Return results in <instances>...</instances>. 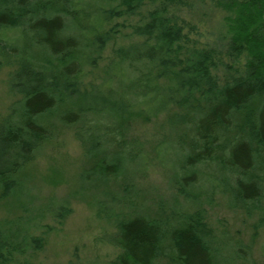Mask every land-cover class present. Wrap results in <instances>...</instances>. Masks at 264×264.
Wrapping results in <instances>:
<instances>
[{
	"label": "trees",
	"instance_id": "obj_1",
	"mask_svg": "<svg viewBox=\"0 0 264 264\" xmlns=\"http://www.w3.org/2000/svg\"><path fill=\"white\" fill-rule=\"evenodd\" d=\"M184 3L0 0V58L19 61L11 88L22 96L0 123L4 194L16 198L20 171L54 138L56 123L74 125L85 156L94 160L79 174L81 189L142 173L144 143L128 138L127 125L179 105L188 111L178 123L194 134L179 145L161 144L170 154L160 159L172 171L179 166L175 175L181 192L190 197L205 185L226 183L249 212L263 211L264 224V173L258 172L264 160V0H220L227 33L221 44L206 46L185 31L186 22L177 14ZM120 21L128 22L123 36L135 39L115 45ZM110 45L101 82L88 81ZM223 57L244 58V70L221 77L215 70ZM175 147L181 150L176 169ZM202 165L215 171L204 174ZM133 186L125 183L122 192L107 193L97 204L99 213L115 220L116 231L105 240L121 248L118 264H156L161 257L177 264H238L246 257L243 247L226 256L200 212L189 214L182 227L138 210L121 215L122 205L139 208L131 197ZM65 209L52 211L62 217ZM29 222L27 228L0 235V262L28 248ZM21 238L24 242H17ZM33 242L36 248L42 245L41 237Z\"/></svg>",
	"mask_w": 264,
	"mask_h": 264
},
{
	"label": "rangeland",
	"instance_id": "obj_2",
	"mask_svg": "<svg viewBox=\"0 0 264 264\" xmlns=\"http://www.w3.org/2000/svg\"><path fill=\"white\" fill-rule=\"evenodd\" d=\"M219 1L185 0L177 13L186 22L185 31L200 46L221 44L220 39L227 33V12L218 5ZM127 23L120 21L115 27L121 30L115 45L127 44L135 39L123 36V32H129L123 29ZM15 34L12 32V35ZM111 54L110 45L98 68L89 74L88 81L101 82L104 66ZM245 62L244 58L234 61L223 57V63L215 72L221 77L232 76L238 69L244 70ZM19 68L18 60L4 62L0 58V123L9 114L11 105L22 97L21 93L11 88V81ZM187 111L186 107L175 105L148 121L133 120L127 125V136L144 143L146 168L142 173L137 171L136 175H124L107 185L86 190L79 185V174L92 167L94 160L85 156L74 125L56 123L54 138L46 140L35 158L20 171L21 186L16 198L0 189V235L6 236L8 231L24 226L27 228L30 219H33L29 222V239H25L28 248L23 253L6 254L8 258L0 264H118L121 248L105 240L107 234L116 231L115 220L99 213L97 204L107 193L122 192L125 183L134 184L131 197L139 208L131 210L122 205L121 215H132L138 210L142 215L182 227L186 225L189 214L200 212L206 229L220 242L226 256H231L237 247H243L246 257L239 258L238 264H264L263 211L256 209L249 212L243 203L235 199L226 183L214 187L205 185L190 197L182 193L175 175L177 171L179 173L177 165L181 151L176 147L172 151L175 169L178 167L176 172L161 162L160 156L169 152V148L164 149L161 144L170 147V143L174 142L173 145H179L189 133L194 134L192 128L184 129L178 123L180 115ZM201 170L207 175L215 171L209 165H202ZM260 171L264 173V160L258 169ZM260 177L264 179V174ZM18 202L25 203L30 209L18 206ZM61 207L67 209L64 216L54 215L52 210ZM40 210H43L42 213ZM37 236L42 239L39 248L33 242ZM17 242L24 240L21 238ZM156 264L177 263L170 257H161Z\"/></svg>",
	"mask_w": 264,
	"mask_h": 264
}]
</instances>
